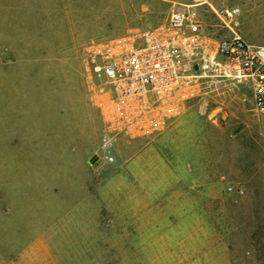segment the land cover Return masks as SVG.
<instances>
[{
    "label": "rangeland",
    "instance_id": "1",
    "mask_svg": "<svg viewBox=\"0 0 264 264\" xmlns=\"http://www.w3.org/2000/svg\"><path fill=\"white\" fill-rule=\"evenodd\" d=\"M197 0H0V264H264V116L198 80L158 134L108 121L92 43ZM209 32L264 46V0H201ZM211 6V7H210ZM228 187L243 189V194Z\"/></svg>",
    "mask_w": 264,
    "mask_h": 264
},
{
    "label": "built area",
    "instance_id": "2",
    "mask_svg": "<svg viewBox=\"0 0 264 264\" xmlns=\"http://www.w3.org/2000/svg\"><path fill=\"white\" fill-rule=\"evenodd\" d=\"M203 4L197 0L174 11L155 31L91 46V71L107 94L103 110L124 134L139 138L160 133L177 116L176 104L186 89L201 79L248 87L255 110L264 116V46L234 31L239 8L210 6L230 34L209 32L196 12Z\"/></svg>",
    "mask_w": 264,
    "mask_h": 264
},
{
    "label": "crops",
    "instance_id": "3",
    "mask_svg": "<svg viewBox=\"0 0 264 264\" xmlns=\"http://www.w3.org/2000/svg\"><path fill=\"white\" fill-rule=\"evenodd\" d=\"M96 43V42H95ZM94 43H92V45H93ZM91 45V46H92ZM91 46L89 47V49H88V51H87V54H88V56L90 57V48H91ZM146 137H149V136H146ZM139 138H141V137H139Z\"/></svg>",
    "mask_w": 264,
    "mask_h": 264
}]
</instances>
